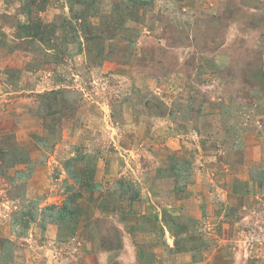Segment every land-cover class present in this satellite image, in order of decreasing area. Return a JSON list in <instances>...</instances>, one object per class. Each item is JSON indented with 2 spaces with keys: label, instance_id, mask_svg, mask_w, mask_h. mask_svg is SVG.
Instances as JSON below:
<instances>
[{
  "label": "rangeland",
  "instance_id": "374dc122",
  "mask_svg": "<svg viewBox=\"0 0 264 264\" xmlns=\"http://www.w3.org/2000/svg\"><path fill=\"white\" fill-rule=\"evenodd\" d=\"M0 264H264V0H0Z\"/></svg>",
  "mask_w": 264,
  "mask_h": 264
}]
</instances>
